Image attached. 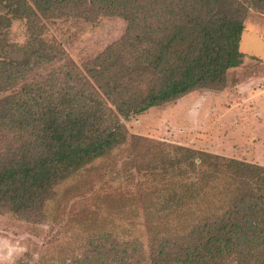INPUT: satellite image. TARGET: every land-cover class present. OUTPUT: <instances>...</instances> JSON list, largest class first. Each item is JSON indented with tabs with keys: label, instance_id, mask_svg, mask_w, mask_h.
<instances>
[{
	"label": "trees",
	"instance_id": "16d2710c",
	"mask_svg": "<svg viewBox=\"0 0 264 264\" xmlns=\"http://www.w3.org/2000/svg\"><path fill=\"white\" fill-rule=\"evenodd\" d=\"M252 1L264 9V0ZM0 10V213L44 223L57 186L128 143L143 179L135 184L143 229H120L135 224L137 214L112 219L72 238L85 248L82 256L60 247L58 262H48L264 264V165L127 137L120 118L195 90L225 88L228 71L243 63L246 4L0 0ZM65 13L117 15L128 27L83 70L58 64L64 50L41 33L31 32L24 43L8 38L13 20ZM32 256L26 252L13 264H30Z\"/></svg>",
	"mask_w": 264,
	"mask_h": 264
},
{
	"label": "rangeland",
	"instance_id": "374dc122",
	"mask_svg": "<svg viewBox=\"0 0 264 264\" xmlns=\"http://www.w3.org/2000/svg\"><path fill=\"white\" fill-rule=\"evenodd\" d=\"M240 1L249 7L240 42L243 63L228 71L227 86L220 91L195 90L143 113L120 116L127 137L142 136L264 165V9L252 0ZM39 15L35 22L13 20L9 40L24 43L31 32L41 33L64 50L58 64L73 62L82 70L86 61L119 40L128 27L124 18L106 13L89 19L71 13ZM131 147L128 143L114 149L89 166L95 170L73 175L57 186L44 223L1 212L0 264L16 263L26 252L33 254L30 264H45L43 258L48 264L57 263L60 247L82 256L85 248L82 251L79 241L72 240L77 232L107 227L108 221H121L128 214L139 216L135 224L123 222L120 229H143V198L136 187L137 179H143L134 167L136 155ZM131 172L133 179L126 181Z\"/></svg>",
	"mask_w": 264,
	"mask_h": 264
}]
</instances>
